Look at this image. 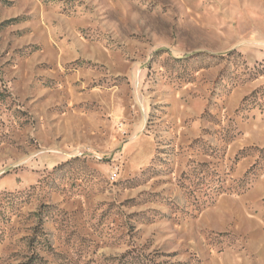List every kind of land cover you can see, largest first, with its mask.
I'll return each instance as SVG.
<instances>
[{"label":"rangeland","instance_id":"1","mask_svg":"<svg viewBox=\"0 0 264 264\" xmlns=\"http://www.w3.org/2000/svg\"><path fill=\"white\" fill-rule=\"evenodd\" d=\"M0 264H264V0H0Z\"/></svg>","mask_w":264,"mask_h":264}]
</instances>
